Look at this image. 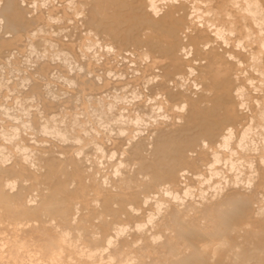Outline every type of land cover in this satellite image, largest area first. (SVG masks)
<instances>
[{
	"label": "rangeland",
	"instance_id": "374dc122",
	"mask_svg": "<svg viewBox=\"0 0 264 264\" xmlns=\"http://www.w3.org/2000/svg\"><path fill=\"white\" fill-rule=\"evenodd\" d=\"M263 161L264 0H0V264H264Z\"/></svg>",
	"mask_w": 264,
	"mask_h": 264
},
{
	"label": "bare ground",
	"instance_id": "6f19581e",
	"mask_svg": "<svg viewBox=\"0 0 264 264\" xmlns=\"http://www.w3.org/2000/svg\"><path fill=\"white\" fill-rule=\"evenodd\" d=\"M243 13V12H242ZM229 32V31H228ZM228 37V36H227ZM251 96V95H250ZM24 135V134H23ZM66 136V135H65ZM246 146V145H245ZM220 150H222V149H220ZM216 152V151H215ZM224 153V152H223ZM228 153V152H227ZM242 154V153H241ZM263 154V153H262ZM239 157V156H238ZM264 162V161H263ZM263 165V164H262ZM261 166V165H260ZM181 203V202H180ZM24 227V226H23ZM139 229V228H138ZM137 229V230H138ZM154 239V238H153ZM157 240H159V239H157Z\"/></svg>",
	"mask_w": 264,
	"mask_h": 264
}]
</instances>
